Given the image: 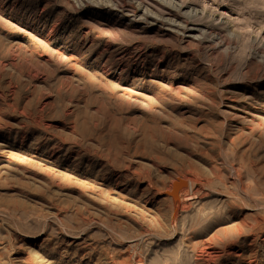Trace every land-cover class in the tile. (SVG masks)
I'll return each instance as SVG.
<instances>
[{
  "label": "rangeland",
  "instance_id": "rangeland-1",
  "mask_svg": "<svg viewBox=\"0 0 264 264\" xmlns=\"http://www.w3.org/2000/svg\"><path fill=\"white\" fill-rule=\"evenodd\" d=\"M263 238L264 0H0V264H264Z\"/></svg>",
  "mask_w": 264,
  "mask_h": 264
},
{
  "label": "water",
  "instance_id": "water-1",
  "mask_svg": "<svg viewBox=\"0 0 264 264\" xmlns=\"http://www.w3.org/2000/svg\"><path fill=\"white\" fill-rule=\"evenodd\" d=\"M185 183L184 180L177 179L175 182H173L171 190L169 191V194L173 197H175L177 189Z\"/></svg>",
  "mask_w": 264,
  "mask_h": 264
},
{
  "label": "bare ground",
  "instance_id": "bare-ground-1",
  "mask_svg": "<svg viewBox=\"0 0 264 264\" xmlns=\"http://www.w3.org/2000/svg\"><path fill=\"white\" fill-rule=\"evenodd\" d=\"M261 236V235H260ZM264 239V238H263Z\"/></svg>",
  "mask_w": 264,
  "mask_h": 264
}]
</instances>
